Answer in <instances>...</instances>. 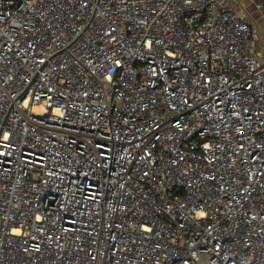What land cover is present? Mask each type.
<instances>
[{
    "label": "built area",
    "instance_id": "1",
    "mask_svg": "<svg viewBox=\"0 0 264 264\" xmlns=\"http://www.w3.org/2000/svg\"><path fill=\"white\" fill-rule=\"evenodd\" d=\"M0 264H264V0H0Z\"/></svg>",
    "mask_w": 264,
    "mask_h": 264
},
{
    "label": "rangeland",
    "instance_id": "2",
    "mask_svg": "<svg viewBox=\"0 0 264 264\" xmlns=\"http://www.w3.org/2000/svg\"><path fill=\"white\" fill-rule=\"evenodd\" d=\"M240 3H242L243 5H246L247 4V0H239ZM246 11L251 15V16H256V13L252 10V8L247 5L246 6Z\"/></svg>",
    "mask_w": 264,
    "mask_h": 264
}]
</instances>
